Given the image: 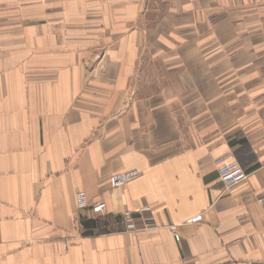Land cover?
Segmentation results:
<instances>
[{
	"label": "crops",
	"instance_id": "crops-1",
	"mask_svg": "<svg viewBox=\"0 0 264 264\" xmlns=\"http://www.w3.org/2000/svg\"><path fill=\"white\" fill-rule=\"evenodd\" d=\"M230 151L248 177L226 187ZM248 263L264 264V0H0V264Z\"/></svg>",
	"mask_w": 264,
	"mask_h": 264
},
{
	"label": "built area",
	"instance_id": "built-area-1",
	"mask_svg": "<svg viewBox=\"0 0 264 264\" xmlns=\"http://www.w3.org/2000/svg\"><path fill=\"white\" fill-rule=\"evenodd\" d=\"M215 164L220 178L226 187L237 185L248 177L247 171L239 162L236 155L231 151L215 159ZM134 175V173L114 175L111 177V184L113 187L120 186L126 183ZM77 207L79 210L91 209L96 213L102 214H105L107 210V205L104 200L91 201L83 191H79L77 194ZM143 210L145 209H141V211ZM124 215L129 219V227L133 228V211L126 210L124 211ZM202 220L203 214L199 213L184 221V224H195ZM178 226V224H171L169 226L174 236H178Z\"/></svg>",
	"mask_w": 264,
	"mask_h": 264
}]
</instances>
